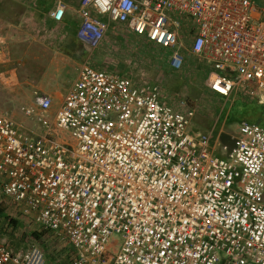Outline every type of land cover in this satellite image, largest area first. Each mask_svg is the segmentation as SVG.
Masks as SVG:
<instances>
[{"label": "built area", "instance_id": "obj_1", "mask_svg": "<svg viewBox=\"0 0 264 264\" xmlns=\"http://www.w3.org/2000/svg\"><path fill=\"white\" fill-rule=\"evenodd\" d=\"M62 22L68 0H51ZM264 4V0H260ZM256 0H77L76 38L88 54L125 29L183 66L178 29L206 86L228 102L264 106V7ZM34 92L23 128L0 109L1 194L25 221L71 249L68 264H264V128L239 124L231 148L195 131L146 79L88 62L52 114ZM14 211V212H15ZM16 215V216H17ZM40 245L0 240V264H46Z\"/></svg>", "mask_w": 264, "mask_h": 264}, {"label": "rangeland", "instance_id": "obj_2", "mask_svg": "<svg viewBox=\"0 0 264 264\" xmlns=\"http://www.w3.org/2000/svg\"><path fill=\"white\" fill-rule=\"evenodd\" d=\"M255 4L259 8L264 7L260 0H256ZM193 29L194 27L190 22H185L178 29L182 44L181 56L183 57V66L179 71L172 70L170 66L168 62L169 51L128 34L122 28L111 29L100 47L91 54H85L84 60L95 68L129 75L135 79H146L159 85L167 97V101L175 107L181 101L186 102L189 107H195L196 114L193 120L195 131L212 132L213 138L220 131L221 139L226 136L232 142L231 138L236 136L241 122L231 123L228 120L225 122V127H222L225 114L229 108H232L230 107L231 102H226L220 98L212 100L211 97L217 96L212 94L206 86L208 69L204 61L191 53ZM79 48L84 52L86 51L80 42ZM8 68L16 71L7 75L10 80L12 78L15 82L14 77H18V81H22L24 76L19 73L20 67L17 60H13L12 63L10 61ZM36 91L31 88H23L19 84H14L10 88L0 85V109L10 114L23 128L33 130L35 129L34 125L27 120L21 112V108L31 104L33 94ZM55 111L54 109L51 110L52 114ZM0 209L7 216V219H0V240L5 239L15 250L24 244L40 245L46 254V264L69 263L70 247L66 242L55 238L53 234L41 230L31 220L21 219L16 214L14 207L1 194V178ZM13 221H17L20 227L13 226ZM35 232L42 233V240L34 238L33 233Z\"/></svg>", "mask_w": 264, "mask_h": 264}, {"label": "crops", "instance_id": "obj_3", "mask_svg": "<svg viewBox=\"0 0 264 264\" xmlns=\"http://www.w3.org/2000/svg\"><path fill=\"white\" fill-rule=\"evenodd\" d=\"M68 2L70 6L63 21L55 22L49 16L54 7L51 0H0V85L10 88L19 84L48 95L53 100L52 110L62 103L76 81L80 68L87 62L84 60L87 52L79 48L76 38L79 24L77 0ZM13 60L18 61L19 73L24 76L22 81L14 77V82L7 76L16 72L8 68ZM217 97L211 98L223 99ZM236 99L228 101L231 102L230 107L233 108ZM242 99L245 103L250 102ZM232 108L224 116L223 128ZM234 137L231 142L226 136L221 139L220 131L215 134L212 143L217 147L216 153L221 154L220 145L231 148Z\"/></svg>", "mask_w": 264, "mask_h": 264}, {"label": "trees", "instance_id": "obj_4", "mask_svg": "<svg viewBox=\"0 0 264 264\" xmlns=\"http://www.w3.org/2000/svg\"><path fill=\"white\" fill-rule=\"evenodd\" d=\"M208 69V68H207ZM209 69L207 70V74ZM230 122H249L258 124L264 128V106H260L254 102H244L241 97H238L233 104L232 112L229 114ZM7 219L4 211L0 209V219ZM13 226H20L17 221H13ZM36 240H42V233H33Z\"/></svg>", "mask_w": 264, "mask_h": 264}]
</instances>
